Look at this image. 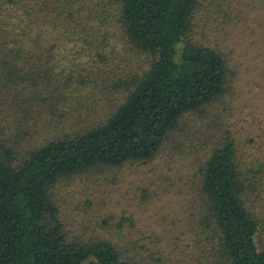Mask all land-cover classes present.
I'll return each instance as SVG.
<instances>
[{"label":"trees","instance_id":"16d2710c","mask_svg":"<svg viewBox=\"0 0 264 264\" xmlns=\"http://www.w3.org/2000/svg\"><path fill=\"white\" fill-rule=\"evenodd\" d=\"M195 1L80 0L82 51L114 58L127 49L143 55V64L121 80L111 106L97 118L61 113L70 131L51 135L14 161L11 148L0 145V264H264V191L259 198L260 191L252 194L256 179L249 183L238 165L226 129L193 172L197 195L183 205L184 228H139L127 215L112 225L103 221L108 236L68 233L50 192L72 174L150 160L179 119L226 93L232 71L224 53L189 37ZM108 33L116 43L105 42ZM11 60L1 59L8 73L22 63ZM77 80L82 88L86 78ZM87 80L90 88L79 93L78 106L95 104L91 90L99 84L91 74ZM64 89L68 84L55 82L48 95H65Z\"/></svg>","mask_w":264,"mask_h":264},{"label":"rangeland","instance_id":"374dc122","mask_svg":"<svg viewBox=\"0 0 264 264\" xmlns=\"http://www.w3.org/2000/svg\"><path fill=\"white\" fill-rule=\"evenodd\" d=\"M195 2L189 37L224 53L232 71L226 93L201 113L179 119L150 160L100 167L57 180L50 192L66 232L108 236L103 221L108 219L112 225L127 215L139 228L161 223L177 230L189 226L182 208L188 198L197 195L193 172L204 151L225 129L234 139L238 165L249 183L256 179L252 194L260 191L256 197L262 196L264 0ZM79 6L80 0H0V145L11 148L12 161L51 135L70 131L67 122L60 120L61 113L97 118L111 106L114 99L110 96L121 80L143 64V55L130 54L127 49L117 50L114 58L95 56L94 51L84 53ZM98 27L102 38L103 25ZM105 39L115 42L109 33ZM3 56L22 63L8 73L1 63ZM88 74L99 84L98 90H91L95 104L78 106L79 93L90 88ZM78 75L86 78L82 88ZM55 82L68 84V90L51 99L49 88Z\"/></svg>","mask_w":264,"mask_h":264}]
</instances>
